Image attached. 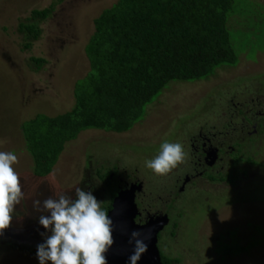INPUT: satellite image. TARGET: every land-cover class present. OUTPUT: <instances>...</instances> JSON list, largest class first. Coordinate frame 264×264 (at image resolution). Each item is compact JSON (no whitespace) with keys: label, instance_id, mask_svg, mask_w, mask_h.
Returning a JSON list of instances; mask_svg holds the SVG:
<instances>
[{"label":"rangeland","instance_id":"374dc122","mask_svg":"<svg viewBox=\"0 0 264 264\" xmlns=\"http://www.w3.org/2000/svg\"><path fill=\"white\" fill-rule=\"evenodd\" d=\"M116 1L0 0V151L18 155L15 169L25 192L11 226L0 233V264H39L29 247L37 248L45 240L41 233L47 230L39 216L50 213L37 211L34 200L43 202L58 191L74 195V187L87 191L86 179L96 181V172L112 168L117 157L124 160L120 163L124 167L126 158L137 166L157 155L164 140L181 142L187 151L189 130L219 114L231 94L264 81V0H234L228 27L238 54L236 65H221L208 79L171 81L129 131L84 130L66 142L49 175L36 176L21 126L37 114L56 116L73 109L74 85L89 70L84 47L94 30L93 20ZM52 3L54 11L41 22L42 35L31 48H23L19 23L32 10ZM33 57L45 59L41 68L36 69ZM257 86L263 90L262 82ZM240 96L237 93L234 99L241 100ZM251 103L264 110V98L254 94ZM212 117L217 122V116ZM143 173L139 171V177L144 178ZM240 176L234 186L198 180L203 192L192 188L181 195L175 209L184 215L176 236H171L169 225L159 248L180 256L178 264H264V169L253 166L248 177ZM155 191L156 206L169 203L166 193L160 196L158 187ZM228 246H233L234 254H226Z\"/></svg>","mask_w":264,"mask_h":264},{"label":"trees","instance_id":"16d2710c","mask_svg":"<svg viewBox=\"0 0 264 264\" xmlns=\"http://www.w3.org/2000/svg\"><path fill=\"white\" fill-rule=\"evenodd\" d=\"M54 9L55 3L34 9L19 23L23 48H31L40 38L41 22ZM234 12V0H117L103 9L94 18V30L84 47L89 70L74 85L73 109L56 116L37 114L21 126L33 158L34 174L49 175L66 142L76 139L84 130L129 131L144 117L146 106L162 94L171 81L208 79L219 66L236 65L238 54L228 27ZM32 60L36 69L45 63L41 57ZM260 82L264 90V81L258 84ZM257 85L238 91L241 100L234 99L237 93L231 94L219 114H215L217 122L212 115L201 125L223 143L221 152L229 155L226 171L213 178L216 182L234 186L241 174L248 177L250 167L264 169V160H261L264 156V110L257 109V104H262L259 100L257 104L251 103L254 94L264 98V91ZM232 124L234 130H230ZM212 125L219 130H209ZM125 160V167L120 164L124 160L117 157L112 168L105 172L98 170L99 183L95 181L91 188L86 187L87 190L92 191L108 211L119 190V177L135 180L139 171H144V178H140L149 196L154 199L158 187L160 196L166 193L170 197L167 210L170 211V234L175 237L179 218L184 215L175 209L180 197L175 189L177 181L172 176L175 170L158 176L141 161L134 166L132 161ZM86 181L89 182L88 178ZM87 183L85 186L90 184ZM152 207L160 208L155 200ZM32 247H29L30 252L36 254L37 248ZM233 250V246H228L226 254H234ZM160 251L163 264L181 262L179 256Z\"/></svg>","mask_w":264,"mask_h":264},{"label":"clouds","instance_id":"9594fccd","mask_svg":"<svg viewBox=\"0 0 264 264\" xmlns=\"http://www.w3.org/2000/svg\"><path fill=\"white\" fill-rule=\"evenodd\" d=\"M189 153L181 142L164 140L158 154L144 161V166L158 176H166L188 162ZM15 151H0V233L12 224L16 206L25 199L22 179L15 165ZM33 207L42 214L39 224L46 233L37 245L39 264H108L107 253L115 243L114 221L92 191L74 187V195L58 191ZM50 233V234H48ZM133 230L129 243L133 245L128 264H137L148 251V244Z\"/></svg>","mask_w":264,"mask_h":264},{"label":"flooded vegetation","instance_id":"af4514ba","mask_svg":"<svg viewBox=\"0 0 264 264\" xmlns=\"http://www.w3.org/2000/svg\"><path fill=\"white\" fill-rule=\"evenodd\" d=\"M212 126L213 127L209 128V130H219L216 126L214 125ZM243 127L246 128L245 126ZM253 127L254 130H257L255 128V125ZM234 129L235 127L232 124L230 130H234ZM187 136H188L187 152L189 153L188 162L175 169L176 174L172 175L173 178H175V181H177L175 189H178L179 196L185 194L189 189L191 190L192 188H196L198 190L197 192L200 193L201 191L203 192V190H201L198 187L199 186L198 180L200 183H202V179H204V181L206 182H210V184L217 183L213 178H215L216 175L218 176L220 172L226 171V166L228 163L227 160L229 159L228 158L229 155H226L223 152H221V149L223 148V143L221 141H218L217 140L218 138L213 136V133L208 131V129H204L202 126H200L198 127L197 130L189 131ZM215 150H216V156L214 158L213 151ZM89 179L91 180L88 182L90 184L86 186L88 187V189L91 188L92 185L95 183V181H93L91 177H89ZM96 179H97L96 182L99 183L100 180L98 176L96 177ZM124 180L125 179H123V177H119L120 182L118 184L119 187L118 192L121 189L130 187L133 183H142V189L137 190L135 192L136 193L135 202L139 210V213L135 218L137 223H144L146 220H148L150 215L155 216L158 214H165V213L169 215L170 211L167 210L168 203L167 204L165 203V206L163 207L160 206V208L157 210H155L152 207V203H154V199H152L153 197H150L149 193L146 192L143 186L144 181L141 180L140 177L136 176L135 180L131 179L130 181L127 179L125 181ZM168 184L170 183L168 182ZM169 198L170 197H167V201L169 200ZM161 199H163V197H161ZM170 223L171 221L159 232L161 236L163 235V231L165 230V228H167L170 225ZM33 231H34L33 229L27 231V234H29V236L27 235L26 237L27 240L30 239V237L32 236L31 233ZM159 234H158V246L161 239V237L159 239ZM22 242H25V240Z\"/></svg>","mask_w":264,"mask_h":264},{"label":"water","instance_id":"95a60500","mask_svg":"<svg viewBox=\"0 0 264 264\" xmlns=\"http://www.w3.org/2000/svg\"><path fill=\"white\" fill-rule=\"evenodd\" d=\"M213 153L215 158L216 150ZM141 189L142 183H133L130 187L121 189L113 198L108 215L114 221L115 243L107 253L108 264H128V256L133 248L129 243V237L133 230L140 232V238L148 244V251L137 264H163L158 246V234L169 224L170 217L167 213L150 215L144 223H137L135 218L139 210L135 202V192Z\"/></svg>","mask_w":264,"mask_h":264}]
</instances>
